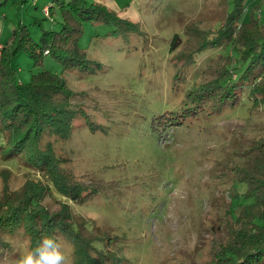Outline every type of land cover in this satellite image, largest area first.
<instances>
[{"label": "rangeland", "instance_id": "obj_1", "mask_svg": "<svg viewBox=\"0 0 264 264\" xmlns=\"http://www.w3.org/2000/svg\"><path fill=\"white\" fill-rule=\"evenodd\" d=\"M87 1L136 25L121 36L112 24L83 22L78 44L99 65L63 69L49 54L35 65L25 51L12 64L22 82L40 70L65 79L72 128L66 138L45 141L54 140L61 171L90 195L78 203L42 172L0 157V196L4 185L21 190L31 180L26 189H41L48 210L66 203L74 219L91 217L100 234L112 238L107 252L116 255L115 264H202L225 239L238 208L251 202L233 168L252 156L248 148L264 134V103L254 102L248 86L234 106H204L205 85L222 64L238 65L233 80L244 66L232 43L198 48L225 27L236 0ZM34 2L0 0L1 40L20 22L35 41L39 24L60 28V15L53 20L41 11V0ZM242 6L240 22L255 18L264 25V0H242ZM4 240L0 264H14L31 247L24 235ZM59 241L73 264V243Z\"/></svg>", "mask_w": 264, "mask_h": 264}, {"label": "trees", "instance_id": "obj_2", "mask_svg": "<svg viewBox=\"0 0 264 264\" xmlns=\"http://www.w3.org/2000/svg\"><path fill=\"white\" fill-rule=\"evenodd\" d=\"M242 12V0H236L234 7L226 12L225 27L218 28L212 40L198 47L232 43L238 62L244 65L233 80L230 72L238 65L229 68L230 61L222 64L220 74L205 85L208 95L204 106L216 110L234 106L245 86L249 87L250 95H255V103H264V25L255 18L240 22ZM47 13L51 19L60 15L59 29H46L39 24L40 35L35 41L28 25L20 22L0 48V157L4 161L16 159L42 172L60 192L82 203L90 193L82 194L81 185L71 184L58 166L54 140L45 141V138H66L70 133L74 112L66 107V99L72 91L61 75L48 70L33 73L27 82L19 81L12 59L19 51H25L35 65H41L49 54L61 62L63 69L97 66L99 63L90 60L78 44L83 22L112 24L115 26L112 32L121 36L129 35L136 25L105 4L87 0H52ZM215 65L208 67L212 69ZM198 96L202 97L201 92ZM248 150L252 156L233 169L236 177L245 181L244 195L251 202L238 208L225 239L213 246L210 257L202 264H264V134ZM26 187L15 191L3 187L0 244H4L7 235L12 238L24 235L31 247L45 235L63 237L73 243V264H115L116 255L107 252L112 238L102 236L91 217L74 219L66 203L61 204L60 210H48L42 203L41 189L29 191Z\"/></svg>", "mask_w": 264, "mask_h": 264}, {"label": "clouds", "instance_id": "obj_3", "mask_svg": "<svg viewBox=\"0 0 264 264\" xmlns=\"http://www.w3.org/2000/svg\"><path fill=\"white\" fill-rule=\"evenodd\" d=\"M14 264H71V260L58 238L45 235L19 255Z\"/></svg>", "mask_w": 264, "mask_h": 264}, {"label": "crops", "instance_id": "obj_4", "mask_svg": "<svg viewBox=\"0 0 264 264\" xmlns=\"http://www.w3.org/2000/svg\"><path fill=\"white\" fill-rule=\"evenodd\" d=\"M51 0H41V4H40V7H41V11L44 13V9L47 8L48 4H50ZM38 4V0H35L34 2V6L36 7ZM54 20V19H53ZM3 29L2 27L0 26V33H2ZM5 42L3 40H1L0 38V47L4 44Z\"/></svg>", "mask_w": 264, "mask_h": 264}, {"label": "built area", "instance_id": "obj_5", "mask_svg": "<svg viewBox=\"0 0 264 264\" xmlns=\"http://www.w3.org/2000/svg\"><path fill=\"white\" fill-rule=\"evenodd\" d=\"M45 15L47 14V9H44ZM48 50H45L44 52L47 53Z\"/></svg>", "mask_w": 264, "mask_h": 264}]
</instances>
